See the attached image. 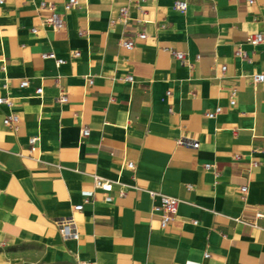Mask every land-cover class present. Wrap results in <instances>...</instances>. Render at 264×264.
<instances>
[{
	"label": "crops",
	"instance_id": "1",
	"mask_svg": "<svg viewBox=\"0 0 264 264\" xmlns=\"http://www.w3.org/2000/svg\"><path fill=\"white\" fill-rule=\"evenodd\" d=\"M42 1L64 28L44 23ZM67 1L0 5V97L13 101L0 104V264H264V82L253 79L264 42H248L264 37V0H186L185 11L174 0ZM51 51L66 62L42 57ZM12 112L17 129L3 124ZM94 174L113 190L96 189ZM149 190L181 199L166 228ZM69 217L78 239L59 231Z\"/></svg>",
	"mask_w": 264,
	"mask_h": 264
},
{
	"label": "built area",
	"instance_id": "2",
	"mask_svg": "<svg viewBox=\"0 0 264 264\" xmlns=\"http://www.w3.org/2000/svg\"><path fill=\"white\" fill-rule=\"evenodd\" d=\"M4 1L5 0H0V5L4 4ZM140 1H145V0H140ZM249 2H253V0H249ZM78 4H79V0H68L65 3L64 8H65V10H70V9L76 7ZM174 7L177 9L185 11L188 8V2L186 0H174ZM40 8H46L51 12L50 16H48L44 20V23L46 25L50 26L51 28H53L55 30H60V29L65 27V20H64L63 14L56 10L54 3L42 1L40 3ZM119 19L124 24H126L130 21L131 17H130V11H129L128 6H122L120 8ZM138 21L143 22V19H139ZM37 30L38 29L36 27L32 28L33 32H37ZM139 37L140 38H146L147 37L146 32L142 31L141 33H139ZM248 42L251 44H254V45L263 43L264 42L263 34L262 33H256V34L249 36ZM121 44L130 50L133 49L136 45L135 42L131 39L122 40ZM170 51L173 55H175V57L177 59L181 60L182 62H188L189 63V60L187 59V55L184 52L176 51V50H170ZM237 54L245 55V52H243L241 49H239V50H237ZM72 55L74 57H78L80 55V51H74L72 53ZM42 57L45 59H47V58L54 59L56 61L57 65H59V66L66 62V60L64 58L57 57L56 53L53 51L44 52L42 54ZM199 58H200V56L197 57V59H199ZM222 69L226 70V66H223ZM125 79L126 80H133V76L128 75V76H126ZM253 79H254L255 83L264 82V72L255 73L253 75ZM29 84H30V82L28 79H23L20 83V86L24 88V87L29 86ZM236 92H237V89L234 88L232 90L233 97L230 101L231 105H234L236 103V99H235ZM36 93L39 95L42 94L43 93V87H38L36 89ZM168 94H170V92H168ZM59 101L60 102H67L68 101V95L63 89H62V92L59 96ZM4 103L8 104L9 106H13V101L9 97H0V104H4ZM221 110H222L221 107H217L215 111L207 112L206 115L209 118H213L217 114H219L221 112ZM19 122H20V116L15 112H12V113L6 115L3 119V124L5 126L12 127L14 129L18 128ZM89 134H90L89 128H87V127L83 128L82 135L88 136ZM38 141H39L38 135L30 136L29 144H30V152L31 153H35L37 151ZM177 143L179 145L192 146L194 148L199 147V142L193 141L192 139L187 138L185 136L179 138L177 140ZM236 158H240V156L237 155ZM253 165L256 166L257 162H253ZM127 166L130 169H134L135 163L133 161H129ZM206 166L209 167L210 165L207 164ZM115 183H117L116 180H113V179H110V178H107V177H104V176H101L98 174H94V184H95L96 189H100V190L105 191V192H110L113 190ZM242 191L246 192L247 187L243 186ZM148 192H149L150 197L153 200H155L157 197H159V203L153 205L152 211L154 213L160 214L161 226L163 228H166L168 226V224L174 218H176V216L178 215L181 199L176 197V196L164 194L162 192H158V191H154V190H149ZM125 194H126L125 189H121L120 195L123 196ZM105 200L107 202H110L113 200V197L110 194H106ZM82 209H83V204H77L74 206V210H76V211L82 210ZM256 216L261 217V216H263V214L260 212H257ZM195 223H197V221H195ZM59 231L62 234V236L65 238L78 239L80 236V233H79L78 228H77V224H76L73 217H69L67 219L62 220L59 223ZM205 256H209V254L206 253Z\"/></svg>",
	"mask_w": 264,
	"mask_h": 264
}]
</instances>
